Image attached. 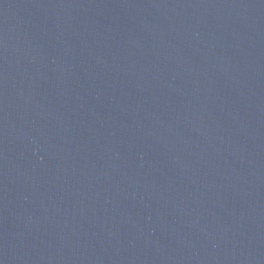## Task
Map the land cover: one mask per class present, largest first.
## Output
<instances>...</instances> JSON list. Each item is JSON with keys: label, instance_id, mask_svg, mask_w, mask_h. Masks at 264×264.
I'll return each mask as SVG.
<instances>
[{"label": "water", "instance_id": "95a60500", "mask_svg": "<svg viewBox=\"0 0 264 264\" xmlns=\"http://www.w3.org/2000/svg\"><path fill=\"white\" fill-rule=\"evenodd\" d=\"M0 264H264V0H0Z\"/></svg>", "mask_w": 264, "mask_h": 264}]
</instances>
